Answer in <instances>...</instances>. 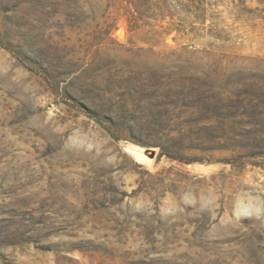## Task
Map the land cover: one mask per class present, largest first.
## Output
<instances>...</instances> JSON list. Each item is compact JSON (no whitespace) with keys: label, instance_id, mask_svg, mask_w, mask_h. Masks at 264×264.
Instances as JSON below:
<instances>
[{"label":"rangeland","instance_id":"rangeland-1","mask_svg":"<svg viewBox=\"0 0 264 264\" xmlns=\"http://www.w3.org/2000/svg\"><path fill=\"white\" fill-rule=\"evenodd\" d=\"M262 137L264 0H0V264H264Z\"/></svg>","mask_w":264,"mask_h":264},{"label":"trees","instance_id":"trees-1","mask_svg":"<svg viewBox=\"0 0 264 264\" xmlns=\"http://www.w3.org/2000/svg\"><path fill=\"white\" fill-rule=\"evenodd\" d=\"M184 143L185 142L183 140H180V141L174 140L171 143V145L176 146L178 149V151L175 154L172 153V150H170L172 146H169L170 148H168L166 145H164L161 142H157L152 145H154L155 147H159L161 149L160 156H166L168 159L172 161H179L181 163H186V164H191L197 161L204 162L203 160L197 159V158H194V159L183 158L184 154L183 152H181V148L184 145ZM240 147L243 150L244 149L247 150V155H249L247 159L260 158L264 162V137H262L261 139H253L251 144L244 141L242 146Z\"/></svg>","mask_w":264,"mask_h":264},{"label":"water","instance_id":"water-1","mask_svg":"<svg viewBox=\"0 0 264 264\" xmlns=\"http://www.w3.org/2000/svg\"><path fill=\"white\" fill-rule=\"evenodd\" d=\"M152 156H153V152H152Z\"/></svg>","mask_w":264,"mask_h":264},{"label":"bare ground","instance_id":"bare-ground-1","mask_svg":"<svg viewBox=\"0 0 264 264\" xmlns=\"http://www.w3.org/2000/svg\"><path fill=\"white\" fill-rule=\"evenodd\" d=\"M146 152H147V150H146Z\"/></svg>","mask_w":264,"mask_h":264}]
</instances>
